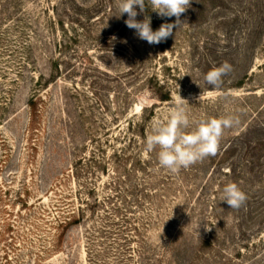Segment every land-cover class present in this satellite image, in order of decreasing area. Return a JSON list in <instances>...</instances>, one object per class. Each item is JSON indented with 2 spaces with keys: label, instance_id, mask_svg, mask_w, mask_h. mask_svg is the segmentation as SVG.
<instances>
[{
  "label": "rangeland",
  "instance_id": "rangeland-1",
  "mask_svg": "<svg viewBox=\"0 0 264 264\" xmlns=\"http://www.w3.org/2000/svg\"><path fill=\"white\" fill-rule=\"evenodd\" d=\"M145 6L153 31L174 23ZM119 16L0 0V264H264V0H191L152 45ZM178 92L190 122L239 124L171 173L145 141ZM233 182L239 209L221 201Z\"/></svg>",
  "mask_w": 264,
  "mask_h": 264
},
{
  "label": "clouds",
  "instance_id": "clouds-1",
  "mask_svg": "<svg viewBox=\"0 0 264 264\" xmlns=\"http://www.w3.org/2000/svg\"><path fill=\"white\" fill-rule=\"evenodd\" d=\"M148 3L158 16L175 17L174 23H162L153 31L150 17L138 21L137 7L140 13H144L145 0H118V8L120 16L127 14L128 19L124 21L126 26L134 29L139 39L152 45L163 42L173 35L174 28L182 25L180 17L190 7L191 0H148ZM231 71L232 65L224 62L219 67L210 69L204 75V80L213 88H219L223 84L222 78ZM187 105L188 101L178 92L177 97L168 105L165 117L153 121L151 132L145 141V151L150 153L158 148L159 165L171 173H178L209 156H215L225 129L239 124V120L231 116L190 122L186 112ZM190 124L195 125L191 131ZM246 199V194L234 182L226 184L222 189L221 201L231 209H239Z\"/></svg>",
  "mask_w": 264,
  "mask_h": 264
},
{
  "label": "trees",
  "instance_id": "trees-1",
  "mask_svg": "<svg viewBox=\"0 0 264 264\" xmlns=\"http://www.w3.org/2000/svg\"><path fill=\"white\" fill-rule=\"evenodd\" d=\"M155 22V21H154ZM169 95H164V97L162 99H168Z\"/></svg>",
  "mask_w": 264,
  "mask_h": 264
}]
</instances>
